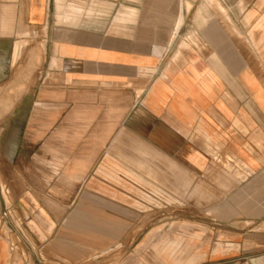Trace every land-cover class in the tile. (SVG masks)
<instances>
[{
  "label": "crops",
  "instance_id": "0c3cea01",
  "mask_svg": "<svg viewBox=\"0 0 264 264\" xmlns=\"http://www.w3.org/2000/svg\"><path fill=\"white\" fill-rule=\"evenodd\" d=\"M0 264H264V0H0Z\"/></svg>",
  "mask_w": 264,
  "mask_h": 264
},
{
  "label": "bare ground",
  "instance_id": "6f19581e",
  "mask_svg": "<svg viewBox=\"0 0 264 264\" xmlns=\"http://www.w3.org/2000/svg\"><path fill=\"white\" fill-rule=\"evenodd\" d=\"M212 5H213V4H212ZM219 6H220V5H219ZM219 6H218V7H219ZM137 166H138V165H137ZM141 167H142V166H141ZM143 167H145V166H143ZM130 168H131V167H130ZM145 169H146V168H145ZM149 173H150V174H149V177H150L151 172L149 171ZM100 175H101V174H100ZM151 176H152V175H151ZM144 177H145V176H144ZM98 182H100V181H98ZM104 183H105V182H104ZM100 187H101V186H100ZM97 194H98V193H97ZM98 196H99V194H98ZM101 198H102V197H101ZM114 198H116V197H114ZM86 199H87V198H86ZM144 208H146V207H144ZM102 231H103V230H102ZM55 247H56V246H55ZM55 250H56V249H55Z\"/></svg>",
  "mask_w": 264,
  "mask_h": 264
}]
</instances>
